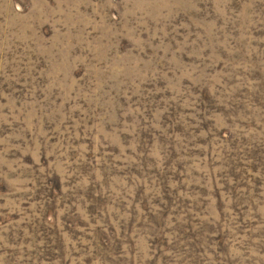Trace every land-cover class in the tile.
Masks as SVG:
<instances>
[{
  "label": "rangeland",
  "instance_id": "rangeland-1",
  "mask_svg": "<svg viewBox=\"0 0 264 264\" xmlns=\"http://www.w3.org/2000/svg\"><path fill=\"white\" fill-rule=\"evenodd\" d=\"M0 264H264V0H0Z\"/></svg>",
  "mask_w": 264,
  "mask_h": 264
}]
</instances>
